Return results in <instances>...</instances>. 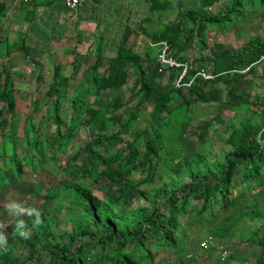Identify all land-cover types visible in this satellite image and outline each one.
<instances>
[{
	"label": "trees",
	"instance_id": "trees-1",
	"mask_svg": "<svg viewBox=\"0 0 264 264\" xmlns=\"http://www.w3.org/2000/svg\"><path fill=\"white\" fill-rule=\"evenodd\" d=\"M147 1V16L140 21L138 30L144 32L151 44L167 41L170 54L180 61L189 62L184 54L189 47L206 48L209 30H224L248 9L256 11V17L264 23V0H223V6L215 12L210 11V7L220 0ZM174 3L177 19L162 24V18ZM156 19L161 23L159 27L153 30L144 27V22L154 23ZM125 31H130L129 27ZM125 38L121 39L114 57L104 60L98 53L99 58L91 68L90 85L78 93L65 95L69 75L62 74L61 64L56 63L47 89L50 98L47 112L42 113L36 99L33 110L26 117L28 127L21 137L12 118L16 89L6 68L0 70V188L4 187V191H0V205L4 204L2 196L7 190L6 184L11 177L13 180L22 175L25 164L34 167L36 159L43 161L45 152L50 150H54L51 152L53 158L66 154L79 129L84 125L89 127V138L68 157L62 169L66 170L72 164L74 179L64 182L62 189L68 206L65 221L71 224L68 235L74 243L73 250L69 251L51 239L44 217L36 220V227L47 230L34 228L17 235L18 239L35 253L36 264H86L84 244L79 241L86 236L103 249L111 242L115 244L112 252L98 253L94 264H150L155 262V257L146 242L155 236L174 252L182 250L180 234L186 215L194 214L200 220L208 215L206 219L209 220L233 211L215 226L214 236L222 242L241 219L259 222L254 232L241 233L242 243L257 242L260 245L256 262L247 264H264V203L253 199L252 207L246 211L243 206L248 202L242 201L252 188L258 187V195L264 194V126L260 127L257 119L259 115L264 117V99H251L248 92L240 90L245 75L253 72L255 64L264 55V37L257 36L241 52L219 50L212 51L207 58H192L185 79L192 81L179 87L175 85L178 68L160 71L155 63L147 71L144 61L151 55L152 46L142 56L127 45ZM75 62L74 59L72 68ZM205 62L207 65L202 71L211 76L207 79L197 75L202 68H196ZM99 67L104 68L103 71ZM164 73H167V81L162 82ZM132 74L135 77L130 88L133 102L117 113L123 106L122 100L104 99L102 94L127 84ZM217 83L225 85L224 95L214 86ZM63 99L69 100L64 109ZM211 102L217 103L218 114L223 108L234 114L235 119L227 125L230 148L218 159L208 161L203 153L186 159L180 149H175L187 132L190 108ZM146 104L152 105L151 122L141 129L135 123ZM253 106H257L256 110ZM66 111L70 112L69 116H65ZM39 116L55 126L51 141L37 133ZM207 131L208 124L198 136L202 137ZM120 132L130 139L115 151L102 153L103 147L111 144ZM21 141L30 151L27 154ZM153 158L163 161L172 176L161 186L144 190L141 186L154 180L156 165ZM143 173L145 176L140 181L134 180V175ZM101 181L109 183V189L104 190ZM133 199L138 205L129 207ZM76 211L80 215L73 224ZM235 211H238L237 215ZM94 227L100 229L99 234L93 231ZM260 231L263 235L258 238L256 234ZM41 241L44 244L41 249L45 247L48 255L46 258L37 251ZM215 248L220 254L218 247ZM0 264H22V255L13 247L0 244Z\"/></svg>",
	"mask_w": 264,
	"mask_h": 264
},
{
	"label": "rangeland",
	"instance_id": "rangeland-1",
	"mask_svg": "<svg viewBox=\"0 0 264 264\" xmlns=\"http://www.w3.org/2000/svg\"><path fill=\"white\" fill-rule=\"evenodd\" d=\"M221 6H223V0L211 6L210 11L215 12ZM176 19V6L174 3L173 8L167 11L162 18V24L171 23ZM160 24L161 23L157 20V22L150 23L149 27L150 29L156 28L159 27ZM257 36L264 37V23L256 17V11L248 9L239 19L234 20L233 25L227 26L224 30H209L206 34L207 46L205 49L194 45L186 49L184 54L189 59V62H191L194 57L199 58L203 56L207 58L211 56L212 51L230 50L241 52L249 45V42ZM69 45L70 44H67L66 46ZM66 46H64V48H66ZM155 48V46L152 48L151 55L153 53L155 54ZM55 49L59 51V44L56 45ZM55 49L53 48V50ZM14 54L17 56L21 55L18 53ZM80 55L82 58H80ZM80 55L78 56L77 69L71 77L67 90L65 91L66 96L71 93H78L82 88L90 85V76L87 73V67L89 65L88 60L90 58L84 50L81 51ZM52 59V54L47 52H43L41 57H37V60L43 64V66H41L43 67V78L35 85L33 84V73L29 74L26 72L23 74L21 70L13 71L16 79V107L12 118H14L17 126V134L20 137L23 136L24 131L28 127V124H26V117L33 110L36 99L38 100V106L40 110H42V113L44 114L47 112L46 110L50 99L47 89L49 88L51 77L50 66L52 64ZM37 60L34 57L31 61H28L30 68L33 67L34 70L38 69L39 66L36 64ZM24 63L25 66L22 70L27 66L26 61ZM32 63H34L35 66H33ZM155 63L156 61H153V59H146L144 66L147 67V71H150L151 66ZM206 65V62L203 65L198 64L196 68L199 66L202 68L200 69L202 72ZM30 68H28L27 71H29ZM263 71L264 62L260 61L255 64L253 72H250L244 77L245 82L240 90L248 92L251 99L254 97H259V100L264 99ZM134 80L135 77L134 74H132L127 84L119 88L106 90V92L102 94L104 99L113 100L118 98L122 100L123 106L117 113H121L123 110L122 108H125L128 104L129 107L133 102L130 95V88ZM161 81H167V73H164ZM214 86L220 88L222 90V95H224L225 85L223 83H217ZM68 101L67 99L62 100L63 109L69 105ZM256 108L257 106H253V110H256ZM104 109V107L101 108L103 111ZM64 113L65 116H69L70 112L66 111ZM151 113L152 105L146 104L139 113L138 120L135 123L136 127L141 129L147 127V124L151 122ZM251 113H253V111ZM190 116L191 120L187 132L183 135L179 146L175 150L180 149L182 157L186 159H191L193 156L201 153L206 156L208 161L218 159L223 151H227L230 148L227 142L229 133V127L227 125L235 119L232 110L223 108L222 112L218 114L216 102L198 103L191 106ZM257 119L260 127H263L264 117L259 115ZM45 121V118L42 116L37 118V133L51 141L53 139L52 132L55 126ZM172 122H174V120H172ZM206 124H208L207 134L202 137L198 136V133L202 131ZM88 128V126L86 127L84 125L79 129L76 140L67 152L69 154H61L53 158L51 152L54 150L47 151L44 154L45 157L43 161H38V159H36L37 163L34 167L25 164L22 168V175L13 178V180L11 177L10 182L6 184L7 190L2 196L4 204L0 205V244L16 249L17 252L22 255V264H36L34 258L35 253L30 251L25 242L20 241L17 235L29 232L34 228L38 230L39 228L36 227V220L39 217L46 218L45 223L48 225L49 232H51L52 240L56 241L59 245L63 244L69 251H72L74 248V243L68 235V228H70L69 225L71 224L65 221V213L68 212V206L66 205V201H64L65 192L62 189L64 182L74 179L73 168L71 167L72 164L66 170L62 169L68 157L79 150L89 138ZM112 130L113 129H110V132H112ZM129 139L127 135L120 132L111 144L103 147L104 150L102 153L109 154L115 151L117 148L123 146L125 141ZM3 144L6 145L5 141ZM20 144L23 146L25 154L30 152L26 149L22 141ZM152 161L155 162L156 165L154 180L151 184L142 185L141 188L144 190H149L155 186H161L163 182H167L172 176L170 170L166 168L163 161H159L158 158H153ZM10 171L12 172L11 169ZM144 176V173L136 174L134 175V180L140 181ZM107 184L109 183L101 181V185H104V190L109 189ZM3 188L4 187L1 186L0 191H4ZM258 189V187L250 189L246 197L242 199V201L245 202L247 200L248 202L247 205L243 206V210L247 211L252 207L251 203L253 199H260L262 203H264V194L258 195ZM109 191H111V188ZM137 205L138 202L133 199L129 207H136ZM229 212L218 214L216 217H212L209 220L206 219L208 215H204V218L201 220L195 218L194 214L186 215L184 220L182 218V230L180 234V238L183 240L182 250H180L179 253L174 252L173 249L165 247L161 239L155 236L153 240L146 242L147 248L155 257V262L150 264H247L249 262H256L260 253V245L257 242L243 244L241 233L249 235L254 232L256 228L259 227V222L241 219L235 224L231 233L224 238L222 242H219L216 236H214L213 231L215 230V226L220 223L221 219L233 213V211ZM237 212L238 211L234 212L235 215L238 214ZM79 215L80 213L76 211L73 216V224H76ZM39 230H47V228H40ZM99 230L100 229L96 227L93 228V231L97 234H99ZM209 235L212 236L214 244L217 247L226 250L229 252V256L231 255L232 257H226L227 259L225 258V260L221 261L220 259L222 258L219 256L220 259H218L217 256L220 254H218L215 246H212L213 243L209 248L203 249L201 246L202 240ZM256 235L260 238L263 235V231H260ZM79 241L84 244L83 257L86 264H94L98 253L112 252L115 247V244L111 242L108 247L106 246L105 249H103L102 246L98 245L95 241L90 242V237L88 236L82 237ZM77 244L78 243H76V245ZM42 245H44L42 241L37 244V251L42 253L43 257L46 258L48 255L45 247L43 250L41 249ZM212 247L215 249V252ZM46 260L47 259H45L44 262Z\"/></svg>",
	"mask_w": 264,
	"mask_h": 264
},
{
	"label": "crops",
	"instance_id": "crops-1",
	"mask_svg": "<svg viewBox=\"0 0 264 264\" xmlns=\"http://www.w3.org/2000/svg\"><path fill=\"white\" fill-rule=\"evenodd\" d=\"M148 7L147 0H80L75 9L67 8L64 0H31L27 4L18 0H0V70L6 68L14 87L13 71L33 73L35 85L43 78V64L37 57L47 52L53 57L50 74L59 63L61 73L69 75L70 82L78 66V56L84 50L90 58L87 73L91 77L98 53L104 60L114 57L125 36L127 45L143 56L152 44L138 26L147 16ZM149 24L148 21L143 23L147 30L157 28L150 29ZM126 27L130 31H125ZM58 44L60 49L56 51ZM153 54L147 55L146 59L155 61ZM34 57L39 66L35 70L28 64ZM74 59L76 62L72 68ZM25 61L27 66L22 70ZM99 69L103 71L104 68Z\"/></svg>",
	"mask_w": 264,
	"mask_h": 264
},
{
	"label": "built area",
	"instance_id": "built-area-1",
	"mask_svg": "<svg viewBox=\"0 0 264 264\" xmlns=\"http://www.w3.org/2000/svg\"><path fill=\"white\" fill-rule=\"evenodd\" d=\"M19 2H22L24 4H27L31 2V0H18ZM80 0H64V4L67 8L69 9H75L77 5L79 4ZM152 46L156 47V52H155V61L158 69L160 71H167L169 69H174L178 68L179 69V75L176 80V87H179L181 85H189L192 81V79H189V81H185L188 71H189V62L188 61H180L176 58H174L169 51V44L165 40H161L159 42H156L155 44H152ZM261 61L264 62V55L261 56ZM197 75H200L204 78H210L206 72H197ZM213 243V245H212ZM216 246L214 244V239L211 236L206 237L204 240H202L201 246L203 249L209 248L210 246ZM219 253L220 256H224L221 258H226L229 255V252L226 250H222L219 248Z\"/></svg>",
	"mask_w": 264,
	"mask_h": 264
}]
</instances>
